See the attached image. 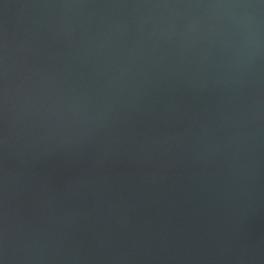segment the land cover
<instances>
[{
	"label": "water",
	"instance_id": "water-1",
	"mask_svg": "<svg viewBox=\"0 0 264 264\" xmlns=\"http://www.w3.org/2000/svg\"><path fill=\"white\" fill-rule=\"evenodd\" d=\"M260 5L0 0L3 264H264Z\"/></svg>",
	"mask_w": 264,
	"mask_h": 264
},
{
	"label": "clouds",
	"instance_id": "clouds-1",
	"mask_svg": "<svg viewBox=\"0 0 264 264\" xmlns=\"http://www.w3.org/2000/svg\"><path fill=\"white\" fill-rule=\"evenodd\" d=\"M224 7H249L250 5H223ZM261 7H264V3L261 2ZM0 264H3V261L0 260Z\"/></svg>",
	"mask_w": 264,
	"mask_h": 264
},
{
	"label": "snow or ice",
	"instance_id": "snow-or-ice-1",
	"mask_svg": "<svg viewBox=\"0 0 264 264\" xmlns=\"http://www.w3.org/2000/svg\"><path fill=\"white\" fill-rule=\"evenodd\" d=\"M262 3H264V0H261Z\"/></svg>",
	"mask_w": 264,
	"mask_h": 264
}]
</instances>
